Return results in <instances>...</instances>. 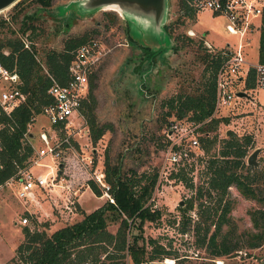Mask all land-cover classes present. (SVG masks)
<instances>
[{
    "label": "rangeland",
    "instance_id": "rangeland-1",
    "mask_svg": "<svg viewBox=\"0 0 264 264\" xmlns=\"http://www.w3.org/2000/svg\"><path fill=\"white\" fill-rule=\"evenodd\" d=\"M82 1L85 0H52L49 6H42L38 2L24 0L21 3L24 7L18 16L19 20L10 21L12 27L18 28L23 15L35 14L32 20L42 27L41 33L34 38L36 56L39 59H42L45 50L60 48L66 37L86 30L91 31L92 39L98 40L106 50L101 61L93 68L94 74L90 76V82L95 100L94 116L99 124H106L107 128L102 136L93 142L88 124L86 134L82 131L78 133L77 122L81 120L74 119L77 127L72 131V147H66L63 155L75 151L87 162L89 169L103 170L104 154L108 151L111 156L122 155L125 169L133 168L138 172L158 170V180L148 202L153 208L161 210L160 223L146 221L142 233L148 248H151L149 237L156 238L166 245L171 239L170 248L174 254L169 258L155 260L154 263L205 262L209 257H205L207 253L204 248L194 245L192 231L180 233L176 229L178 222L183 218L182 207L189 198H193L194 207L184 214L190 217L193 223L198 218L200 201L208 205L214 204L216 197L213 193L211 197L202 196L200 199L194 197V194L199 185H207L208 175L205 173L204 159L218 152L230 132L239 136H251V146L248 147L244 159L247 164L248 154L260 147L256 157L258 166L260 165L264 156V86L245 88L244 78L236 80L234 88L245 90L248 95L237 97L231 109L225 108L213 113L217 117L228 118V121H219L216 129L211 132L217 134L216 142L208 151H204L203 146L190 147L186 156L187 162L184 164L169 163L166 161V143L161 134L163 129L160 116L167 108L162 107V100L179 90H191L194 86L202 73L203 64L199 54L202 49L207 48L206 41L212 48L219 50L228 44L235 45L239 34L227 30L228 20L225 15L210 9H195L194 16L189 17L183 14L177 0H167V16L162 28L154 29L156 36L152 31L138 26L126 14L122 15L118 9L98 6L86 10ZM262 1L264 3V0ZM15 9L14 4L8 6L0 11V17L11 20L10 16ZM107 12L113 13L114 21H109ZM170 22H173L172 32L166 28ZM258 22L259 17L253 20L251 30L242 39L244 56L249 63L258 62ZM127 32L132 39L128 38ZM202 38L203 43H200ZM49 125L48 118L42 112L35 114L28 125L27 132L30 134L26 133L25 139L33 147L31 162L37 159L36 150L42 146L38 133L42 130L48 134L53 133ZM62 134L56 132L55 135ZM61 147H64V144ZM42 161L52 163L48 156ZM58 161L61 162V158ZM179 165L186 169V181L191 185H187L183 179L169 177V172L176 170ZM32 169L35 174H44L47 170L42 165H34ZM88 187H81L82 190L76 196L74 213L66 219L58 213L56 207L50 206L51 198H47L42 191L39 192L41 207L31 203L28 208L34 209V213H28L23 210L22 202L16 197L17 183L0 185V264H24L16 255V248L24 239V226L42 229V223L48 222L46 231L50 233L66 222L81 218V211H90L108 199L106 192L96 195ZM227 190L224 200L230 199L233 202L230 211L231 223L237 235L246 228H252L248 209L258 203L254 199L244 197L234 185H230ZM180 201L182 203H179ZM23 214H27V224L18 221ZM116 228L117 223L108 225L112 232ZM108 248L110 249V246ZM263 257L264 243L255 248L217 256L212 260L213 264H218L219 260L223 261V264H257ZM169 259L172 261L168 262Z\"/></svg>",
    "mask_w": 264,
    "mask_h": 264
},
{
    "label": "trees",
    "instance_id": "trees-1",
    "mask_svg": "<svg viewBox=\"0 0 264 264\" xmlns=\"http://www.w3.org/2000/svg\"><path fill=\"white\" fill-rule=\"evenodd\" d=\"M23 1L18 0L14 4L16 9L10 16L11 20L0 17V63L19 73L22 79L19 89L26 94L25 99L9 113L0 107V184L11 177L16 178L19 170L30 164L33 147L25 139V133L30 134L27 132L29 123L35 114L41 112L42 105L50 100L47 88L51 79L46 70L59 82H65L75 48L92 38L89 30L68 36L60 48L45 50L42 59H39L36 56L34 38L41 33L42 27L32 20L35 14L23 15L18 28L10 25V21L19 20L18 16L24 7L21 5ZM32 1L49 6L52 0ZM177 1L183 14L194 16L197 7L192 0ZM112 14L107 12L109 21H114L115 16ZM176 21L179 23V18ZM258 23L257 58L259 63L264 64V5ZM166 28L172 32L173 22L168 23ZM127 34L132 39L128 32ZM23 35L29 40L28 47L25 46ZM200 43H203V38ZM220 50L212 52L206 47L205 50L202 49L199 54L203 64L202 73L191 90H179L161 102L162 107H167L166 110L162 108L160 116L162 129L172 119L185 118L201 122L198 126L201 132L199 140L204 151H208L216 142L217 134L211 132L216 129L218 122L222 119L228 121L227 117L221 118L213 114L216 73L223 57ZM93 74L94 72L90 76ZM244 81L245 88L256 86L253 66L249 68ZM94 105L90 82L83 111L91 139L96 142L107 126L96 121ZM161 134L164 135L162 132ZM250 146V135L239 136L230 132L218 152L204 159L207 185H199L194 194V197L200 199L202 196L211 197L213 193L216 197L214 204L208 205L200 201L198 218L193 223L190 217L184 215L194 207L193 198H189L182 207L183 218L176 229L180 233L191 230L194 245L204 248L207 253L205 257L210 260L200 264H213L212 259L217 256L255 248L264 243V156L259 166L251 168L244 159ZM121 156H111L108 151L104 154V178L109 183L108 192L112 200L107 199L90 211H81V218L66 222L50 233L46 231L48 222L42 223V229L24 226V239L16 248L20 261L24 264H155V260L169 258L174 254L170 248L171 239L166 245L149 237L151 248H148L142 233L146 221L160 223L161 210L153 208L148 202L158 180V170L138 172L133 168L125 169ZM186 173V169L179 165L168 175L186 181ZM186 183L191 185L190 182ZM88 185L96 195L102 194L103 189L95 180L89 179ZM230 185H234L244 197L258 203L248 209L252 228H246L237 235L231 223L233 202L230 199L224 200ZM110 223H117L114 232L108 229ZM257 264H264V257Z\"/></svg>",
    "mask_w": 264,
    "mask_h": 264
},
{
    "label": "built area",
    "instance_id": "built-area-1",
    "mask_svg": "<svg viewBox=\"0 0 264 264\" xmlns=\"http://www.w3.org/2000/svg\"><path fill=\"white\" fill-rule=\"evenodd\" d=\"M197 9H210L226 16L228 22L226 28L231 33H238L239 39L235 45L228 44L220 48L222 60L216 73V95L214 112L221 109H231L237 97V89L234 88L236 80L243 79L251 66L255 69L256 85L264 86V64L247 62L242 39L246 36L255 18L260 17L262 0H194ZM25 46H29V40L24 38ZM209 51L215 52L209 42H205ZM106 50L102 48L96 39H90L78 45L74 50L73 58L68 65V77L65 82H59L51 72H47L51 83L47 88L50 100L42 105L44 114L52 128L53 133L45 130L38 133L42 146L36 150L37 159L30 161L28 167L21 168L16 178H9L6 184L17 183L16 197L22 202L26 212L34 213L28 205L41 207L40 193L51 198L50 206L56 207L58 213L66 219L74 213L77 195L83 185H88V180H95L106 192L108 199L112 200L108 192L109 183L104 178L101 169H89L87 162L75 151L69 155H63L66 147L71 148V135L77 125L79 132L87 133V118L84 113V100L90 87V74L94 67L101 61ZM22 79L16 70H11L0 63V107L9 113L18 103L25 99L26 94L19 89ZM34 118V117H33ZM83 120V121H82ZM201 122L189 119H172L163 127L162 133L166 143V161L172 164H184L190 147L200 146L198 126ZM83 127H80L82 126ZM77 127V126H76ZM56 132L63 133L60 136ZM26 134V133H25ZM64 144V147L61 145ZM48 156L50 161L43 162ZM61 158V162L58 159ZM45 166L44 174H35L32 167ZM1 183L0 185H2ZM82 187V188H81ZM61 197V199H59ZM27 204V205H26ZM65 213V214H64ZM19 223L27 224V214L18 219ZM130 264V263H127Z\"/></svg>",
    "mask_w": 264,
    "mask_h": 264
},
{
    "label": "water",
    "instance_id": "water-1",
    "mask_svg": "<svg viewBox=\"0 0 264 264\" xmlns=\"http://www.w3.org/2000/svg\"><path fill=\"white\" fill-rule=\"evenodd\" d=\"M17 1L0 0V11ZM82 6L86 10L98 6H109L118 9L122 15L126 14L138 26L152 31L156 36L154 29L162 28L167 16L168 3L167 0H85L82 1ZM236 93L240 97L248 95L245 90H237ZM260 149V147H256L247 156L246 161L251 168L257 167L259 164L256 157ZM179 203H182V201Z\"/></svg>",
    "mask_w": 264,
    "mask_h": 264
},
{
    "label": "bare ground",
    "instance_id": "bare-ground-1",
    "mask_svg": "<svg viewBox=\"0 0 264 264\" xmlns=\"http://www.w3.org/2000/svg\"><path fill=\"white\" fill-rule=\"evenodd\" d=\"M171 261H172L171 259L168 260V262H171ZM217 262H218V264H223V261H221V260H219Z\"/></svg>",
    "mask_w": 264,
    "mask_h": 264
},
{
    "label": "crops",
    "instance_id": "crops-1",
    "mask_svg": "<svg viewBox=\"0 0 264 264\" xmlns=\"http://www.w3.org/2000/svg\"><path fill=\"white\" fill-rule=\"evenodd\" d=\"M257 55H258V51H257ZM254 99V97H252ZM85 187H88V186H85ZM89 188V187H88ZM52 217V216H51Z\"/></svg>",
    "mask_w": 264,
    "mask_h": 264
}]
</instances>
